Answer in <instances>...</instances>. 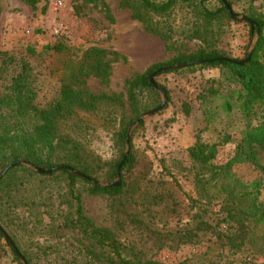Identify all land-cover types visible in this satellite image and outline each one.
Segmentation results:
<instances>
[{"label":"trees","instance_id":"obj_1","mask_svg":"<svg viewBox=\"0 0 264 264\" xmlns=\"http://www.w3.org/2000/svg\"><path fill=\"white\" fill-rule=\"evenodd\" d=\"M22 1L30 8L38 4L37 0ZM80 1L84 5L99 2ZM118 1L120 8L128 10L145 33L171 43L165 46L168 52L173 51L176 43L195 42L197 49L191 54H178L169 62L149 66L143 74L125 82L123 95L92 94L85 89L90 78L107 82L111 75L108 51L88 48L76 63L63 67L55 97L43 105L37 102L33 70L26 58L0 51L3 84L0 86V172L11 163L24 160L45 170L67 165L93 181L107 184H94L66 168L41 175L23 164L12 166L0 179V227L26 264H165L144 260L131 247L123 245L111 229L93 223L83 207V195L104 194L118 198L129 219L159 240L191 246L213 242L233 252L252 247L254 257L245 258L240 264H264L262 179L242 181L233 172L234 166L251 163L264 177V165L258 160L259 152L264 150V15L252 7L243 14L253 23L250 27L244 22L254 46L249 51V61L239 66L233 62L246 60L249 52L235 60L220 49L225 25L238 24L230 19L220 0ZM226 4L235 14L232 2L226 0ZM183 11L190 19L178 25L175 15ZM60 40L45 46V51L64 55L68 40ZM26 50L29 56L33 55L32 50ZM173 66L187 67L156 73L160 68ZM205 70L216 71L218 78L207 80L208 87L198 97L219 99L220 105L209 111L222 110L227 116L236 114L242 125L232 155L224 163H216L219 149L230 140V135L224 134L219 143L203 140L200 132L211 122L204 111L206 126L196 133L195 142L186 149L187 162L167 163L161 158L159 167L133 177L140 160L133 141L145 130L142 121L128 139L129 152L121 164L120 185H110L115 182L117 165L124 156L128 128L161 103L159 91L152 87L149 77L155 73V84L165 89L168 98V90L159 83L160 76H193ZM125 103L131 115L128 120L124 115ZM185 111L188 114L187 108ZM88 116L97 118L100 126L114 129L112 153L116 160L101 162L93 158L89 149L93 145L94 129ZM50 185L56 186L55 199L52 193L42 194L41 189ZM30 191L31 196H27ZM177 194L186 201L181 207L187 210L189 218L180 219L173 226L156 221L162 213L177 212L176 208L182 204ZM59 205L65 208L58 210ZM22 207L26 220L21 223L17 209ZM65 233L69 234L62 235ZM17 236L24 241L23 247ZM42 237L48 238L49 243H41ZM0 239L12 259L21 264L20 257L1 233Z\"/></svg>","mask_w":264,"mask_h":264},{"label":"rangeland","instance_id":"obj_2","mask_svg":"<svg viewBox=\"0 0 264 264\" xmlns=\"http://www.w3.org/2000/svg\"><path fill=\"white\" fill-rule=\"evenodd\" d=\"M54 1L37 0L38 4L30 8L22 0H0V51L26 58L33 70L37 102L41 105L55 97L60 86L63 67L76 63L88 48H102L108 51L111 75L107 82L90 78L85 84V89L92 94L104 92L124 95L127 80L143 74L153 64L169 62L178 54H191L198 46L195 42L181 45L176 43L173 51L168 52L165 46L171 43L166 44L159 37L145 33L142 25L132 20L130 12L120 8L118 0H99L96 5H84L80 0H59L62 2L60 10L53 9ZM230 1L237 17L244 16L249 7L264 15V0ZM60 15L68 24L70 38L67 44L68 51H65L64 55L56 56L46 52L44 47L61 41L50 37V29ZM175 19L179 25L188 22L190 17L183 11L176 13ZM220 46L230 58L235 60L243 58L254 46L247 24L242 21L238 24L227 23L223 28ZM26 49L32 50L33 55L29 56ZM217 78L218 73L213 70H205L202 74L196 73L193 76L164 74L159 77V83L168 90V98L166 96V104L162 109L144 118L145 130L133 141L135 151L140 157L133 177L139 172L159 167L161 158L166 159L167 163L174 160L187 162L186 149L195 142L196 133L206 126L207 115L211 122L200 132L203 140L219 143L224 134L230 135V140L220 147L216 163H224L232 155L242 130L238 115L232 113L233 115L227 116L222 110L213 113L209 108L220 105L221 101L203 100L198 97L200 92L208 87L207 80ZM2 85L0 83V86ZM160 97L162 100L161 94ZM185 108L188 109V114L185 113ZM124 115L127 120L131 116L127 103H125ZM87 118L94 129L93 145L89 149L93 158L101 162L116 160L117 157L112 153L114 129L100 126L95 117ZM258 160L264 165V150L259 152ZM233 172L242 181L262 179L264 186L263 175L251 163L236 165ZM33 186L31 185V189ZM41 191L44 196L52 193L53 198L56 197L57 190L54 185L42 188ZM31 194L30 191L26 195L31 196ZM176 197L182 202L176 208L177 212L169 215L162 213L156 221L173 226L180 219L186 221L189 218L187 210L181 207L186 205V201L178 194ZM260 199L264 201V187L261 189ZM129 203L130 198L127 206ZM55 207L57 208V202ZM83 207L97 227L111 229L123 245L131 247L144 260H158L165 264L180 262L240 264L245 258L254 257L252 247L245 248L242 252H233L213 242H202L197 246H191L159 240L129 219L118 198L112 199L104 194L95 196L84 194ZM64 208V205L58 206V210ZM17 212L22 223L26 220L24 207L18 208ZM44 220L46 223L49 222L47 218ZM220 227L224 228L223 225ZM66 234L69 233L62 235ZM18 240L23 247L24 241L19 238ZM39 241L49 243L48 238L45 237L40 238ZM19 261L23 264L20 259ZM0 264H18L9 255L2 239H0Z\"/></svg>","mask_w":264,"mask_h":264},{"label":"water","instance_id":"obj_3","mask_svg":"<svg viewBox=\"0 0 264 264\" xmlns=\"http://www.w3.org/2000/svg\"><path fill=\"white\" fill-rule=\"evenodd\" d=\"M222 5L224 6L225 10L227 11V13L229 14L230 16V19L233 20V21H242V22H246L249 24L250 27L253 26V23L250 19H248L247 17L245 16H240V17H237L235 14H233L231 12V10L229 9V7L227 6L226 4V0H220ZM250 56H251V52H249L248 54V57L246 58V60L240 62V63H235L233 62L234 65H243L245 62L249 61L250 59ZM187 66H190V65H187ZM187 66H182V67H177V66H173V67H164V68H160L156 71V73H163V72H169V71H174V70H177L179 68H184V67H187ZM154 77H155V73L152 74L150 77H149V82L150 84L152 85V87L154 89H157L159 91V94H161L162 96V100H161V103L154 109L150 110V111H147V113L143 114L142 116H140L135 122H133V124H131V126L128 128V132H127V136H126V139H125V142H126V149H125V152H124V156L121 160L120 163H118L117 165V177H116V180L114 183L110 184V185H120V169H121V164L122 162L125 160V158L127 157L128 155V152H129V142H128V139H130V135L133 131V129L135 127H137L143 120L144 118H146L148 115L154 113V112H157L158 110L162 109L165 104H166V94H165V89L161 88V87H158L155 82H154ZM18 164H24L25 166L27 167H30L32 168L35 172H37L38 174H41V175H49L51 173H53L55 170L57 169H60V168H66L68 169L71 174L75 175V176H78L80 178H83L85 180H88V181H92L94 184H97V185H100L102 186L101 184L89 179L88 177L80 174L79 172H76L72 169V167L70 166H67V165H58V166H55V168L53 169H50V170H45V169H42V168H37L35 166H32L31 164H29L28 162H25L24 160L23 161H16L14 163H11L8 165V167H6L4 170H2L0 172V179L6 174V172L8 171L9 168H11L12 166H15V165H18ZM107 185V184H106ZM0 233L2 234V236L8 241V243L11 245V247L14 249L16 255H18L20 257V260L22 261L23 264H26L25 261H24V258L21 256L19 250L17 249V247L15 246L14 242L11 240V238H8V236L4 233V230L0 227Z\"/></svg>","mask_w":264,"mask_h":264},{"label":"built area","instance_id":"obj_4","mask_svg":"<svg viewBox=\"0 0 264 264\" xmlns=\"http://www.w3.org/2000/svg\"><path fill=\"white\" fill-rule=\"evenodd\" d=\"M53 5H54L53 6L54 10H60L62 6V2H60L59 0H55ZM50 37L53 39H63L64 38L67 40L70 38V29L62 15L57 17V20L55 21L54 25L50 29Z\"/></svg>","mask_w":264,"mask_h":264}]
</instances>
